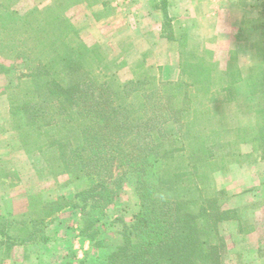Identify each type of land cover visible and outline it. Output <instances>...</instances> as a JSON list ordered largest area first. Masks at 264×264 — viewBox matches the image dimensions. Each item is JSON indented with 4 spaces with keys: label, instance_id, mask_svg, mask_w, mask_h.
Listing matches in <instances>:
<instances>
[{
    "label": "trees",
    "instance_id": "obj_1",
    "mask_svg": "<svg viewBox=\"0 0 264 264\" xmlns=\"http://www.w3.org/2000/svg\"><path fill=\"white\" fill-rule=\"evenodd\" d=\"M159 1L166 30L167 0ZM60 8L62 4L22 14L0 1V59L23 60L29 70L23 76L29 87L23 92L26 100H11L10 116L26 117L32 130L57 127L59 138L48 137L47 149L54 147L65 164L69 151L78 170L101 176L116 161L136 176L139 212L124 238L106 244L105 264H222L225 246L218 226L239 217L236 208H224L225 191L215 184L214 175L223 170L218 152L234 140L264 147V42L256 46L261 48L260 63L245 80L232 66L215 77L216 64L188 55L179 72L186 79L170 82L145 74L119 84L96 75L102 60L95 49L67 48L63 31L54 35L49 49L38 48V66H32L19 46L29 31L38 37L43 22L68 24L54 14ZM11 72L12 67L0 62V74ZM30 94L40 102H29ZM240 101L256 117L250 130L227 126L225 109ZM213 110L223 112L218 122ZM230 134L234 136L229 140ZM234 153L233 158L241 157ZM61 208L45 202L44 217ZM1 223L3 230L17 232L13 238L0 232L10 242L6 249L35 242L23 227Z\"/></svg>",
    "mask_w": 264,
    "mask_h": 264
},
{
    "label": "rangeland",
    "instance_id": "obj_2",
    "mask_svg": "<svg viewBox=\"0 0 264 264\" xmlns=\"http://www.w3.org/2000/svg\"><path fill=\"white\" fill-rule=\"evenodd\" d=\"M155 2L161 12L160 1L155 0ZM255 2L263 4L264 0H255ZM57 4H62V8L54 14L67 19L66 25H70V31L66 25L47 26L45 22L42 23L44 29L38 34L40 39L29 31L27 36L29 38H26L25 43L19 47L27 53L26 55L33 62V67L38 66V58H40L37 55L38 48L49 49L54 35L59 36L63 31L65 36L63 43L67 48H84L90 51L95 49L98 52L102 60L96 72L99 77L102 75L105 78L115 79L119 84H125L136 81L146 74L149 78H160L165 81L162 78V68L157 65L160 60L155 58L153 53L146 58L142 56V48H132V43L126 44L122 39H118L117 34L120 33L122 25L118 24V19L114 20V15L117 8H123L121 12L124 13L123 0H5V5L22 14L33 8L44 10ZM255 6L257 5H251L252 9L255 10ZM107 19L110 21L106 22ZM249 20L251 21L247 26L259 29L260 33L254 48H251L254 52L251 56L254 58L253 65H248L249 57L245 58L246 67H243L234 60L228 59L227 52L207 51L201 57L206 59V62L216 64L215 77L224 72L228 66H232L245 80L258 67L260 63L258 49L261 48L256 46L264 42V16L256 9V15ZM168 22L169 27L165 30L166 38L172 31L169 18ZM240 33L242 35L241 31ZM180 43L182 45L185 43L184 37L180 38ZM184 49L179 48V72L184 58L191 56L184 52ZM0 62L13 69L8 75L0 74V93L7 98L9 113L11 100L14 104H21L26 100L23 92L29 87L28 81L23 76L29 73V70L22 65L23 60L16 63L0 59ZM181 79L186 77L179 73L178 77L170 82ZM31 95L29 102H40ZM235 105V108L230 105L226 109L227 105L224 106L225 115L230 118L227 126L231 129L239 126L241 129L250 130L249 127L256 120L251 108H247L243 101ZM212 113L218 122L223 112L213 110ZM9 118L10 128L16 134V139L13 138L12 141L16 143L12 147L11 143L10 148L7 149L0 148V180H4L10 191L7 197L0 199V232H5L12 238L17 236L15 230H3L1 225V221L13 222L14 228L23 227L24 233L34 239V243H48L50 251L46 254L37 253L35 264H105L109 256L106 253V244H116L124 238L128 227L133 223L134 216L139 212L140 206L135 191L136 176L132 171L120 167L116 161L112 162L106 173L101 176L99 173L78 170L79 165L73 163L69 151L70 156L65 164L54 147L47 149V142L50 140L48 137L58 136L57 127H39L32 130L26 126L28 125L26 117L23 120L18 115L13 119L9 113ZM233 136L230 134L229 140ZM221 138L226 140L227 137ZM238 141L234 140L228 148L219 150L217 164L221 166L219 164L222 162L223 170L214 175L215 184L220 189H224L227 197L224 208L229 209L234 208L229 202L232 193L252 191L251 189L257 187V184L264 179L262 171L264 147L255 148L252 144H238ZM75 145L76 139L72 140L70 146ZM235 150L241 157L233 158L236 154ZM224 156L225 160H222L221 157ZM241 199V207H235L238 210L239 220L231 221L250 222L254 217L253 214L248 217L247 213H251L250 209H256L262 201L257 197ZM45 202H56L62 208L44 217ZM227 222L218 226L219 235L223 238L225 246L222 264H227L225 261H228L234 243L239 240L232 237L236 230L227 227L224 229V223ZM9 243L0 235V257H9L11 264H22L26 260V251L20 246L6 249ZM238 248L242 249V246L238 244ZM234 256L236 255H231Z\"/></svg>",
    "mask_w": 264,
    "mask_h": 264
},
{
    "label": "crops",
    "instance_id": "obj_3",
    "mask_svg": "<svg viewBox=\"0 0 264 264\" xmlns=\"http://www.w3.org/2000/svg\"><path fill=\"white\" fill-rule=\"evenodd\" d=\"M123 1L124 13L121 12L123 8H117L114 15V20L118 19V24L122 25L120 33L117 34L118 39H122L126 44L132 43V48H142V56L146 58L153 53L154 57L160 60L157 65L162 68V78L165 81H172L178 77L179 48H185L184 52L198 58L207 51L219 50L227 52L228 59L234 60L240 66L246 67L244 60L247 57L250 59L249 66L254 63V58L251 57L254 52L251 48H254L260 33L259 29L247 25L251 21L249 18L256 15V9L264 16V2L261 4L255 0H167L166 13L172 28L168 39L163 29V16L156 7L155 0ZM254 4L257 5L254 7L255 10L251 7ZM108 21L110 19L106 22ZM181 37L185 39L183 45L180 43ZM15 137L16 134L10 128L7 98L0 93V148H10L11 143L12 147L16 143L12 141ZM262 171L264 172V165ZM251 190L249 192L245 190V193L240 194L232 193L230 196L229 202L234 208L241 207L242 197H257L262 202L256 209H250L251 213H247L248 217L253 214L254 219L250 222L224 223V229L227 227L236 230L232 237L239 239L234 243L228 261H225L227 264H264V179ZM9 194V187L1 179L0 199ZM47 244L32 243L21 246L27 253L22 264H35L37 253L46 254L50 251L51 248ZM238 244L242 249L238 248ZM232 254L236 256L231 257ZM9 263L11 264L9 257H0V264Z\"/></svg>",
    "mask_w": 264,
    "mask_h": 264
},
{
    "label": "clouds",
    "instance_id": "obj_4",
    "mask_svg": "<svg viewBox=\"0 0 264 264\" xmlns=\"http://www.w3.org/2000/svg\"><path fill=\"white\" fill-rule=\"evenodd\" d=\"M226 104H227V102H226ZM232 106H233V108H235V107H236L235 103H233V105H232Z\"/></svg>",
    "mask_w": 264,
    "mask_h": 264
}]
</instances>
